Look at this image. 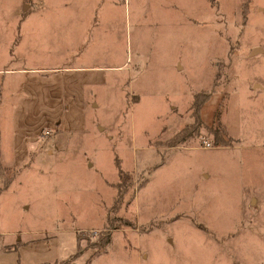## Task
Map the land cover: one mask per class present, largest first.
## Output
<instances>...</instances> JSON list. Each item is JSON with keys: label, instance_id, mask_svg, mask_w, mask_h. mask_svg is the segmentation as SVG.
Here are the masks:
<instances>
[{"label": "rangeland", "instance_id": "rangeland-1", "mask_svg": "<svg viewBox=\"0 0 264 264\" xmlns=\"http://www.w3.org/2000/svg\"><path fill=\"white\" fill-rule=\"evenodd\" d=\"M46 2L0 0V264H264V0Z\"/></svg>", "mask_w": 264, "mask_h": 264}, {"label": "trees", "instance_id": "trees-1", "mask_svg": "<svg viewBox=\"0 0 264 264\" xmlns=\"http://www.w3.org/2000/svg\"><path fill=\"white\" fill-rule=\"evenodd\" d=\"M220 75V71L217 72L216 77ZM211 96V91H205V90H201L198 91L195 95H194V103H193V107H194V115L197 116V119L195 120V122H192L190 124H186L185 126H183V128L179 129L176 133H174L171 137H169L167 140H165L163 143L166 146H175V145H179L182 144L185 140L187 141V139L193 135V133H197L200 132V126H201V121H200V116L198 115V110L201 106L202 103H204L205 101H207ZM208 126V125H207ZM218 126L219 127H214L213 126H208V129L211 131V133H215L214 135V144L215 145H230L231 140L233 139L232 136H230V134L228 133L227 129H225L222 124L220 122H218ZM10 180L6 181V187L10 185ZM111 232H105L104 233V240L106 244H109L111 242L110 240V235ZM98 243H96L95 245H97ZM82 249H78L77 252L72 253L70 255V257L68 258L67 264H75V260L76 258L79 256V254H81ZM44 264V263H41ZM46 264V263H45Z\"/></svg>", "mask_w": 264, "mask_h": 264}, {"label": "crops", "instance_id": "crops-1", "mask_svg": "<svg viewBox=\"0 0 264 264\" xmlns=\"http://www.w3.org/2000/svg\"><path fill=\"white\" fill-rule=\"evenodd\" d=\"M47 1H48V2H46V3H47V4H46L47 7L50 6V5H52V4L50 3V0H47ZM51 8H53V7H51ZM261 49H263V47H262L261 45H257L256 47L253 48V51H252V52L256 54L257 51H258V50H261ZM78 65H79V64H77V65H75V66H69L68 68H75V67H86V68H90V67H100V66H98V65H96V66H95V65H90V66H88V65H87V66H78ZM64 67H67V66H64ZM254 87H257L256 89H258V88H260V89L262 88V89H263V88H264V83L261 82L260 80L255 81V83H254ZM194 95H195V94H194ZM230 132H231V131H230ZM232 135H233V134H232ZM234 136H235V135H234ZM235 137L239 139V141L237 142V143H239L241 139H240L239 137H237V136H235ZM238 145H239V144H238ZM238 145H237V146H238ZM228 146H229V145H228ZM20 239H21V238H19V240H20ZM75 264H79V259H76V260H75Z\"/></svg>", "mask_w": 264, "mask_h": 264}, {"label": "built area", "instance_id": "built-area-1", "mask_svg": "<svg viewBox=\"0 0 264 264\" xmlns=\"http://www.w3.org/2000/svg\"><path fill=\"white\" fill-rule=\"evenodd\" d=\"M205 145H209L210 142L208 140H204Z\"/></svg>", "mask_w": 264, "mask_h": 264}]
</instances>
